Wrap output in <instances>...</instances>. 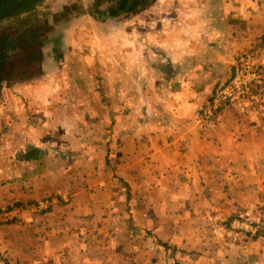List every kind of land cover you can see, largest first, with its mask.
<instances>
[{"label": "crops", "instance_id": "0c3cea01", "mask_svg": "<svg viewBox=\"0 0 264 264\" xmlns=\"http://www.w3.org/2000/svg\"><path fill=\"white\" fill-rule=\"evenodd\" d=\"M97 27L113 42L91 47L90 67L92 56L102 58L98 71L88 68L110 93L111 85L120 91L112 125L93 122L87 143L63 149L0 127V206L67 197L64 212L56 204L37 219L61 229L64 214L66 246L76 252L67 264H264V235H228L223 221L233 207L264 217V125L232 132L233 115L214 132L193 123L239 57L264 39V0H153L117 27ZM32 142L47 151L44 168L12 164ZM85 245L101 255L82 257Z\"/></svg>", "mask_w": 264, "mask_h": 264}, {"label": "rangeland", "instance_id": "374dc122", "mask_svg": "<svg viewBox=\"0 0 264 264\" xmlns=\"http://www.w3.org/2000/svg\"><path fill=\"white\" fill-rule=\"evenodd\" d=\"M89 0H49L44 4L42 10L37 17L33 19L30 24L25 25L23 27V34L27 33L29 35L34 34H42L45 32L46 28V19H49L52 16L53 11L60 4H66L70 7H81L86 4ZM19 24V23H16ZM77 27L72 26L70 33L62 39V47L68 46V42L70 41V34L77 32L79 29H85V32L93 34V40L90 47H101L104 45L107 49H111L113 38L111 39V35H107L104 39L101 37V29L97 27V24H92L91 22L86 21H76L75 23ZM11 34H16L20 29L19 28H11ZM104 30V29H103ZM81 35L80 33H78ZM108 44V45H107ZM80 47L79 45H77ZM81 48H77V52L81 53ZM79 54H75V57L79 58ZM98 58H102L101 54H97ZM65 58V56H64ZM92 58H98L96 56H92ZM91 59V63H92ZM101 63V62H100ZM87 64L90 67V61L87 59L86 63L77 62L76 69L78 71V75L81 76V71L84 69ZM101 67H104L101 64ZM69 69H63L60 72L53 73L52 75H35L29 76L25 79L16 80V82L12 85V87H4L0 89V110L4 113V116L9 117L14 120L13 123L7 125L19 130L22 129L23 126L32 127L30 132L38 134V140L41 139V143H45L48 139H59L61 136L73 137L76 140L78 145L83 143H87L90 139V125L93 122L103 121L104 124L108 125L110 123L109 114H105L104 118L102 116L103 112L98 115L99 110L96 107V103L94 102L90 105V108L84 105L82 107L83 114H79V117H86L84 120V126L75 125L70 123L67 120V110L69 107L65 101V95H67L66 90L69 87ZM88 85H91V82H86ZM113 86V85H111ZM124 90L127 88V85L122 87ZM83 90L86 93L93 92V90ZM96 90V89H95ZM114 91V89L112 90ZM96 92H98L96 90ZM75 94H79L78 91ZM94 95V94H93ZM80 100V99H78ZM66 109V110H65ZM232 115V114H227ZM225 115V116H227ZM224 116V119L226 118ZM226 121V119H225ZM222 122V125H223ZM26 123V124H25ZM32 123V124H31ZM228 123L231 125V131H237L240 129L241 131H248L249 124L245 119L237 116H231L228 119ZM33 125V126H32ZM88 125V126H87ZM88 127V128H87ZM242 128V129H241ZM4 129V128H1ZM39 131H42L40 133ZM49 131H54L50 136H48ZM250 131V130H249ZM39 133L41 135H39ZM54 137V138H53ZM235 137V136H234ZM245 137V134H241V138ZM54 146V145H53ZM65 146V145H61ZM89 147V146H88ZM43 148H46V145H43ZM94 150V147L91 148L90 152ZM94 154V152H91ZM101 154V152H99ZM95 155V154H94ZM102 158V157H100ZM62 190V189H61ZM264 192V191H263ZM57 195H53L52 197H56L58 202L61 199L63 202V206L59 207V209H66L67 197ZM220 197H223V194H220ZM43 199V198H40ZM220 200V198H218ZM262 203H264V199ZM19 200L11 201L7 207H2L1 209H32V204L36 201L29 202L26 204V207H22L16 205ZM260 201V196H259ZM60 203V202H59ZM207 207V206H206ZM215 209H221L217 205ZM203 209H205L202 206ZM233 213H228L225 215V223L228 226V230L231 227L232 221L243 215L244 213H239V211L233 207ZM33 210L21 212L22 218L24 221H19L18 223L12 226L11 229H0V264H5V262H9V264H67V262L73 263L75 258L73 255L76 253L75 249H70L66 246V229L64 214H62V222L59 223L61 229H58L56 225L48 224V227H45V221L38 223L36 221V216ZM28 214L31 215L30 218H34L33 222L25 223V221H29L25 216ZM34 214V215H33ZM253 221L258 222L263 218V214H251L246 213ZM264 221V219H263ZM21 222V223H20ZM232 235L237 238L246 239L249 237L247 233L240 229H230L228 235ZM259 236H263L264 232H258ZM247 241V240H246ZM80 248V254L82 257L89 259L90 252L93 258L99 257L101 255V247L97 248L96 246H78L77 250ZM77 253H79L77 251ZM92 261L91 264L96 263V260ZM88 264V263H87Z\"/></svg>", "mask_w": 264, "mask_h": 264}, {"label": "trees", "instance_id": "16d2710c", "mask_svg": "<svg viewBox=\"0 0 264 264\" xmlns=\"http://www.w3.org/2000/svg\"><path fill=\"white\" fill-rule=\"evenodd\" d=\"M47 1L49 0H0V89L12 87L16 80L25 79L29 76L46 75L52 71L57 73L67 67L70 72L69 87L65 91L67 92L65 101L69 107V110H67V120L75 125L84 126L83 122L86 120V117H79V114H81L84 105L90 108V105L94 102L96 103L95 109L98 107L96 110H99L97 111L98 115L103 112V117L108 113L112 119L114 106L117 103L116 97L120 91H112L113 87L110 86V93L101 76L92 79L89 68L98 71L99 62L96 59L91 57L92 61L95 62L94 66L88 68L86 64L81 71V76L78 75L76 69L77 62L86 63L88 59L93 40L91 35L86 33L85 29H79L77 32L70 34L68 46L64 48L62 47V39L70 33L73 25H75L73 27H77L76 21L80 22L91 19L101 23L97 25H102L103 29L117 27L126 22L138 10L148 7L153 0H89L81 7H70L66 4H60L53 11L52 16L46 19L47 29L45 32L34 35L23 34L22 28L26 27L25 25L30 24L37 17V14L41 12L42 7ZM11 28H19L20 30L13 35L9 33L12 31L10 30ZM77 48H81L80 54L77 52ZM75 54H79V58L75 57ZM86 82H91V85H87ZM84 88H86L85 90L89 88L93 92L86 93L83 90ZM76 91L79 94H75ZM114 97L116 99H113ZM13 122V119L4 116V113L0 110L1 128L6 129L7 125ZM110 125H112V122ZM31 128L22 125V129L26 132H30ZM103 128L105 134L107 129ZM47 133L51 137L55 132L49 131ZM35 134L38 137V134ZM25 136L27 143H29L28 133ZM49 140H51L52 145H58L62 149L68 143L76 141L73 137L68 136ZM57 152L59 157H65V151L60 150ZM46 154L47 151L45 149L35 146L32 142L26 145L12 164L16 165L21 160L26 163L30 162V164L32 163L36 167L41 165L44 168L45 163L42 164L41 161L44 160ZM52 196L50 195L43 199H51ZM26 202H33V200ZM59 202L57 201L51 205L46 211L34 213L37 224L43 222L42 220H37L39 216H42L44 213H50L54 205L57 204L59 207L63 205L62 200H59ZM27 203L19 200L16 205L26 207ZM5 210L7 209L0 208V213ZM11 224L8 223V225ZM1 225L0 227H2ZM45 227L50 228L46 221ZM258 236H255V238ZM5 264H9V262L6 261Z\"/></svg>", "mask_w": 264, "mask_h": 264}, {"label": "built area", "instance_id": "2783aa9c", "mask_svg": "<svg viewBox=\"0 0 264 264\" xmlns=\"http://www.w3.org/2000/svg\"><path fill=\"white\" fill-rule=\"evenodd\" d=\"M227 114L245 119L254 131L264 125V40L239 57L232 77L216 85L210 102L196 110L193 123L201 131L214 132ZM57 201L56 197L37 199L31 210L46 211ZM21 212L17 208L2 211L0 225L22 221ZM263 219L255 222L243 214L232 221L230 229L255 237L264 232Z\"/></svg>", "mask_w": 264, "mask_h": 264}]
</instances>
